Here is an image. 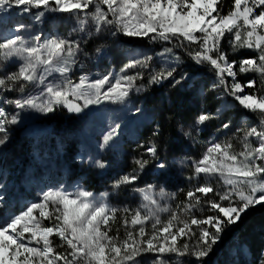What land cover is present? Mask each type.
Wrapping results in <instances>:
<instances>
[{"label": "rangeland", "instance_id": "rangeland-1", "mask_svg": "<svg viewBox=\"0 0 264 264\" xmlns=\"http://www.w3.org/2000/svg\"><path fill=\"white\" fill-rule=\"evenodd\" d=\"M24 7L0 8V36L18 34L30 43H34L35 36L40 37V43L51 38H63L78 44L75 63L67 74L73 83H79L81 77L92 82L105 75L112 82L121 75L139 73L141 78L136 80L124 101H104L89 105L79 113L69 112L63 106H57L51 113H42L27 107L16 108L11 103L16 99L38 95L43 87L39 83L27 84L23 92L18 90V85L11 91L0 89V108L5 110L9 118L17 116L16 124L6 125L7 140L0 145V224L18 215L30 204L40 202L43 193L50 190L75 192L82 189L93 193L97 201L103 199L111 208L118 210L109 234L116 235L118 232L121 239L126 230L134 233L138 231L139 225L133 228L129 224L126 229L123 219L127 216L130 221V213L135 210L144 214L143 205L147 201L143 198L142 190L149 185L153 186L150 193L152 198L161 207L170 206L173 210H177L176 206L182 202L187 203V191L204 183L212 184L213 193L207 197L197 195H201L202 201L219 202L217 193L227 189L216 177L209 178L203 174L196 176L194 162L202 158L213 143L231 142L233 151H240L244 133L250 127L260 126L259 116L243 109L224 86L214 87V84H219L215 70L207 62L197 63L193 58V53L199 50L198 44L183 41L182 38L153 40L151 34L148 37L126 36L108 25L96 32L90 17L94 10L92 7L87 13L52 11L50 9L55 4L51 0L48 8L30 7L29 11H24ZM261 10L264 8L257 9V14ZM81 19L88 20L84 31L80 30ZM20 25L24 27L17 32ZM130 37L143 39L145 43L140 46L127 44V38ZM233 38L232 34L226 33L219 48L229 63L236 62V81L247 85L249 80H255L256 86L245 87V92L264 95V83L259 74L239 71V62L253 58L257 53L247 48L234 49L230 43ZM145 56L150 57L146 66L121 71L131 60H143ZM19 63L16 58L0 60V77L17 71ZM168 71H172V76L150 82L153 76L160 73L166 75ZM63 79L59 73H53L45 83H58ZM225 81L229 86L233 82L227 74ZM160 85L162 87L155 89ZM201 113L208 114L210 119L203 124H196L195 120ZM56 116L67 119V122L71 120L67 125L59 126ZM170 120L174 123L176 134L173 136L168 133L171 137L168 141L166 128ZM225 124L229 127L225 128ZM113 127H117L115 136L101 147L103 135ZM249 139L253 146L258 143L255 137ZM153 144L157 149L155 156L147 152V148ZM136 159H144L148 163L140 169L134 162ZM97 161H101L104 167H98ZM161 164L163 168L159 167ZM124 175H136L137 179L115 187V182ZM221 203L223 206L228 204L227 201ZM260 205L247 209L241 214L240 220L250 209ZM125 208L130 212L125 213ZM159 215L162 221L169 217V213L162 212ZM191 215L203 219L216 213L209 210V205L202 203ZM152 223L150 220L145 224L149 234L152 232ZM43 225L51 226V221L44 220ZM232 225L225 227L220 240L202 260L172 252H142L128 264H158L159 261L164 264H219L222 257L227 258V264H232L237 255L249 258L245 244L238 242L227 245V254L224 250L218 254L219 243ZM193 230L198 234L199 229L193 226ZM50 239L57 252L70 251L66 245L59 247L62 243L59 237L53 235ZM196 242L195 236L178 240L180 245H194ZM215 257L219 260L215 261Z\"/></svg>", "mask_w": 264, "mask_h": 264}, {"label": "snow or ice", "instance_id": "snow-or-ice-1", "mask_svg": "<svg viewBox=\"0 0 264 264\" xmlns=\"http://www.w3.org/2000/svg\"><path fill=\"white\" fill-rule=\"evenodd\" d=\"M55 4L52 11L67 13H90L94 30L101 31L102 26H113L116 31L131 37H148L151 39L170 41L182 38L189 43H197L199 50L193 53L197 63L211 65L229 95L238 104L259 116V127H250L243 136L242 149L233 151L231 142L213 143L207 148L202 158L194 162V173L222 181L227 190L217 193V200H203L213 193L211 183H204L186 192L187 203L176 206L161 207L150 194L153 186L143 191L147 201L143 205L144 214L135 210L129 221L127 216L123 225L133 228L139 225L137 232L126 230L124 238L119 233L110 235L111 225L116 220L117 209L111 208L103 199L97 201L93 193L79 189L75 192L50 190L43 193L40 202L32 203L18 215L0 224V264H128L142 252L177 253L180 256L191 255L197 261L207 257L213 245L221 238L225 227L237 223L241 214L247 209L264 203V95L245 92V87L254 88L255 80L247 85L237 82L234 66L236 62H228L226 55L220 51V42L225 34L234 37L230 43L234 49L247 48L257 55L239 62L241 73L255 72L264 83V10L257 14V9L264 8V0H234L232 9L224 15L218 10L220 0H51ZM50 0H0V8L5 6H25L48 8ZM106 9V10H105ZM39 15H43L40 13ZM111 17V18H109ZM87 19L80 20V30L84 31ZM23 25L18 26V32ZM197 34H200L199 36ZM34 43L25 40L21 35L0 36V60L8 61L16 58L20 61L18 70L0 77V89L8 91L18 85L23 92L27 84L43 85L36 96L11 101L16 108H30L42 113H51L57 106H63L69 112L79 113L89 105L104 101L118 103L124 101L141 75H121L114 79L108 75L92 82L81 77L79 83L67 78L79 45L67 39L51 38L40 43V37H33ZM170 51V50H169ZM215 54V55H213ZM150 57L143 60L133 59L124 65L122 72L137 66H146ZM59 73L64 77L58 83H45L49 75ZM225 74L232 77L229 86ZM172 76L160 73L152 77L150 82H158ZM78 101H82L79 103ZM210 116L201 113L195 123L203 124ZM17 116L10 118L0 108V145L7 140V124H16ZM118 127V126H117ZM117 127L103 135L101 147L106 146L115 136ZM229 127L228 124L224 125ZM255 137L258 143L253 146L249 138ZM155 145L147 148L152 156L156 155ZM135 164L143 169L148 163L144 159H136ZM100 168L101 161L96 162ZM163 168L164 165H159ZM137 179L136 175H124L115 182V187L129 184ZM174 197V194H173ZM169 197V199L173 198ZM164 198L161 189V199ZM227 201V206L221 202ZM209 205V210L216 215H208L198 219L191 215L201 205ZM125 213L130 210L125 208ZM38 212V215L36 214ZM169 213L166 221H162L159 213ZM183 214V215H181ZM51 221V226H44L43 221ZM153 221L152 232H146L145 224ZM193 226L199 229L197 234ZM27 234V235H26ZM59 237V247L67 246L66 253L57 252L50 237ZM197 237L194 245L178 244L185 237ZM27 241V242H25ZM35 244L37 246H31ZM158 264H164L159 261ZM259 264H264V256Z\"/></svg>", "mask_w": 264, "mask_h": 264}, {"label": "trees", "instance_id": "trees-1", "mask_svg": "<svg viewBox=\"0 0 264 264\" xmlns=\"http://www.w3.org/2000/svg\"><path fill=\"white\" fill-rule=\"evenodd\" d=\"M233 2L234 0H220L218 10L221 15L227 14L232 9ZM126 43L134 46H140L145 42L143 41V39L130 37L127 38ZM187 59L190 60V58ZM160 87H162V85L158 86L155 89H159ZM56 118L58 121L56 123L59 126L67 125L71 120L70 119L67 122V119L63 120L60 116H56ZM166 129L167 136L169 135L168 133H171L173 136H175L176 132L174 131V123L172 120L168 121ZM168 138V141H170L171 137L168 136ZM236 242L245 244L247 250L249 251L250 257L247 258L245 255L243 256L241 254L237 255L235 257V262L232 264H259L261 257L264 256V203L258 207L250 209L248 213L242 216L241 220L230 227L228 233L219 243L218 254L223 250L224 252L227 251L226 247L228 244L233 245ZM225 254L227 253L225 252ZM213 257L214 255L210 258ZM218 257H215V261L219 260ZM219 264H227V258L222 257L219 260Z\"/></svg>", "mask_w": 264, "mask_h": 264}]
</instances>
